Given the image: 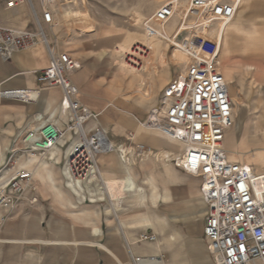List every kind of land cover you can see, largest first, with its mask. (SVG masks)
Listing matches in <instances>:
<instances>
[{"label":"built area","instance_id":"obj_1","mask_svg":"<svg viewBox=\"0 0 264 264\" xmlns=\"http://www.w3.org/2000/svg\"><path fill=\"white\" fill-rule=\"evenodd\" d=\"M53 1L38 0L41 15L33 0L7 1L8 9L23 3L30 5L35 31L5 26L0 18V56L10 60L16 53L44 43L50 63L38 72V82L49 88L59 87L63 94L59 118L43 123V116L39 115L36 120L40 125L21 135V147L12 150L0 167V212L12 211L24 201L38 202L33 172L15 170L16 156L22 153L44 156L60 146L67 135L74 145L67 153L64 174L76 195L88 194L86 185L101 182L100 155L118 152L122 161L130 165L134 159L153 154L143 144L115 146L99 122L100 114L79 99L80 90L71 79L80 69L79 60L69 52L58 53L45 33V25L51 29L55 26V14L50 7ZM240 1L190 0L189 10L206 14L209 22L229 24L238 13ZM178 6V0H169L143 23L147 39L168 41L164 28L176 16ZM183 31H178L177 39ZM184 47L183 52L189 56L185 69L163 89L159 104L150 109L144 125L180 144L182 153L164 158L200 181V196L205 205L203 237L212 263L264 264V173L231 160L226 149L227 133L236 125L235 103L220 71L218 56H203L192 46ZM91 121L96 125L87 130ZM6 221L7 216L0 215V225ZM140 238L150 243L158 241L155 234L143 233ZM130 255L132 264H144L145 257L131 251Z\"/></svg>","mask_w":264,"mask_h":264},{"label":"crops","instance_id":"obj_2","mask_svg":"<svg viewBox=\"0 0 264 264\" xmlns=\"http://www.w3.org/2000/svg\"><path fill=\"white\" fill-rule=\"evenodd\" d=\"M245 1L247 0H241L240 6ZM6 2L7 0H0V18L5 26L19 30H37L32 9L28 3L8 9L5 7ZM34 4L39 15H41L40 5L37 3V6L35 2ZM242 17L241 14L236 22L224 26L217 56H220L224 35L229 27H233L234 32H238V37L242 36L244 32L247 35L259 34V31L255 28L241 29L237 24L238 21L242 20ZM187 19L173 35L174 41L182 47L184 45L179 43L176 38L178 31L194 29L192 32L193 38L198 31L196 26H186ZM170 27L172 26L167 28L169 33L172 34L175 29L173 27L170 29ZM53 30L54 28L51 29L45 25L47 37ZM219 33L220 28L217 38ZM166 35L168 34L166 33ZM216 42L213 45L212 56L216 48ZM55 50L58 53L62 52L57 43ZM153 53L150 52L151 55ZM159 58L161 59V57ZM49 63L50 53L47 46L42 42L29 50L16 53L10 60H5L0 56V167L7 161L12 150L21 147V135L40 125V122L36 120L39 115L43 116V123L55 121L60 116L63 97L61 89L59 87L49 88L38 82V72L45 69ZM149 65L150 59L146 61L133 60L132 62L121 61L122 69L134 75V78H140L142 86L145 85L144 81H150L155 76L154 72L149 70ZM232 75V73L227 74L226 80L231 81ZM126 78V76L118 79L115 77L114 80L105 82L102 80L103 76L95 75L92 67L82 65L81 69L71 75L72 81L80 90L79 99L82 103L101 113L99 114L103 116L102 122L107 127V135L115 146L133 147L136 144H143L152 150L162 151L164 157L166 154L182 153L183 147L177 142L165 137L158 131L143 129L138 126L134 119V112L121 109H119L121 113L109 111L108 108L112 103L125 94L132 93L129 90L123 91ZM172 80L173 78L170 81H152L153 86L148 92L141 89L134 91L135 94L139 95L138 102L148 104L147 98L157 94L156 102L152 107L158 105L163 89ZM133 82L131 81L129 84ZM228 84L231 94L235 91V87L230 83ZM243 109L244 103L240 97H237L235 111L238 122L242 120ZM99 122L101 123L100 117ZM95 125V122H89L87 130L93 129ZM141 125L143 126V123ZM262 133L264 134V129L260 124L255 126L252 134L246 131L245 125L243 130L239 131V136L234 131L232 139L236 146H230L228 149L231 160L244 162L246 153L244 141L249 134L253 138H257ZM70 140L71 138L67 137L62 139L60 146L44 156L29 157V155L21 154L18 156L19 158H16L15 170L33 172L34 181L38 187L35 193L38 202L31 204L24 201L12 211L0 212V215L7 216V221L0 225V264H120L125 260V253L127 255L129 251L137 256H147L144 264H162V262L158 263L156 259L161 242L150 243L142 241L140 238L143 233L155 234V232L149 229L141 232L139 230L129 232L130 224L128 225L127 222L122 220L118 224L116 218L109 215L112 210L116 211L117 207L113 205L114 207L111 209L104 205L103 200L108 197L114 201L112 197L114 192L115 198H123L122 203L124 199L133 194L139 198L142 204H145L146 191L144 187L139 185L142 181L143 185L150 184L153 188L152 202L155 204L160 198L162 200L169 199L170 194H168V191L170 190L173 193L175 191L172 196L176 198L178 196L176 194L177 188H179L184 177L187 181L192 182L195 192L200 196L199 179L196 176L184 173L172 162L164 166L150 161L139 168L127 165L122 161L118 152H112L100 155L98 158L102 184H99V181L92 182L86 185L88 194L76 195L67 184L64 174L67 153L71 151L74 145V142H70ZM238 144L242 145L241 150H239ZM255 161L259 164V166L255 164L258 166L256 168L249 163L245 164L252 166L255 172L263 173L264 156L258 155ZM166 171L173 176V179L164 174ZM131 182L134 190L124 191V187L129 186ZM87 197L89 198L88 201ZM203 206L205 212L204 203ZM172 218L177 219L178 216L175 215ZM159 219L162 220L163 218ZM141 221L140 226L152 228L149 219H142ZM188 222V224L195 223L193 221ZM204 223L203 213L202 226L199 228L196 225L192 236L201 235L203 237ZM64 229L68 230V237L74 239L72 244L79 247L73 249L75 252L71 255V259L69 260L66 250H57L54 256L53 254H41V249L49 247L41 245L53 244V239L61 238L57 232ZM104 229L109 231L106 235ZM121 230L123 231L122 235ZM97 245H100L101 248ZM57 247L69 248L67 246ZM196 247V245L191 246L194 254H196ZM200 261H204V259H200ZM122 264L124 263L122 262Z\"/></svg>","mask_w":264,"mask_h":264},{"label":"rangeland","instance_id":"obj_3","mask_svg":"<svg viewBox=\"0 0 264 264\" xmlns=\"http://www.w3.org/2000/svg\"><path fill=\"white\" fill-rule=\"evenodd\" d=\"M33 1L37 5L38 0ZM167 1L169 0H54L50 4L56 15L54 30L48 35L50 43L52 45L57 43L62 52H69L79 60L82 66L92 67L95 75L103 76L102 80L105 82L112 81L115 77L118 79L126 76L123 91L129 90L132 93L125 94L112 103L108 109L117 113H121L119 109L134 112L137 125L143 129L146 128L141 123L146 121L147 112L156 102L158 95L154 94L147 98L148 104H140L138 102L139 95L135 94L134 91L141 89L148 92L153 86L152 81L174 79L177 74L185 69L189 60V56L183 52L185 48L174 41L173 35L176 30L183 26L189 16L186 26H196L197 35L193 38L194 29H186L180 34L177 41L186 47L192 46L200 55L207 57L212 55L213 45L219 38H217L219 28V36L222 31V22H209V17L206 14L197 10H189L190 0H179L176 16L164 28L168 34L166 38L169 42L160 39H147L143 31V23ZM241 14L242 20L238 21L237 25L244 30L255 28L259 34L247 35L244 32L242 36L238 37V32H234V28L229 27L224 35L220 56L217 58L220 61V71L225 78L227 74H233L231 81L227 82L235 87V91L231 92L235 109L237 97H240L244 103L241 122L236 120L235 127L227 133V150L230 146H236L232 139L234 131L239 136V131L243 130L244 125L250 134L257 124H260L264 129V0L245 1L240 6L233 22H236ZM168 26L175 29L172 34L169 33ZM142 46L147 47L149 51L143 50ZM151 51L154 52L153 55L150 54ZM217 53L216 47L213 56L217 57ZM148 59H150L149 70L154 72L155 76L150 81H144L145 85L143 86L140 78H134V75L127 73L121 67V61H146ZM131 81L134 82L129 84ZM91 109L95 111L92 107ZM95 112L100 113L99 111ZM102 117L101 115V124L107 128L102 122ZM250 134L244 141L246 153L242 163H249L256 168L259 164L256 163L255 158L258 155L264 156V134H260L257 138H253ZM67 138H71L70 135H67ZM242 145L238 144L239 150H241ZM161 152L153 150L152 155L142 159H134L130 165L140 168L150 161L164 166L171 164ZM22 154L30 155V153ZM20 155H17L16 158H19ZM35 155L40 157L39 154ZM164 174L173 179L169 172L166 171ZM99 184L102 183L99 182ZM139 185L144 187L146 191L145 204H142L136 195L131 194L124 199L116 211L112 210L109 215H113L118 224L120 220L130 224L129 232L137 230L141 232L146 229L154 231L158 237L157 242H161L156 257L158 263L212 264L206 239L201 235L192 236L196 225L199 228L202 226L204 213L203 203L199 194L195 192L192 182L187 181L184 177L179 188H177L176 194L178 196L176 198L172 196L175 191L173 193L170 190L168 191L169 199L162 200L160 198L155 204L152 202L154 193L150 184L143 185L140 181ZM86 199L89 200L88 197ZM103 203L111 209L114 207V201L108 197L104 198ZM175 215L178 216L177 219L172 218ZM142 219H149L152 228L140 226V223L143 222ZM188 221L195 223L188 224ZM67 231L64 229L57 232L61 238L53 239V244L41 245L49 246L41 249V254H53L54 256L57 250H66L70 260L71 255L75 252L73 249L79 247L72 244L74 239L68 237ZM108 232L107 229H104L105 235ZM122 232L121 230V235ZM125 232L127 231L125 230ZM192 245L197 246V255L193 253ZM97 247L101 248L100 245ZM200 259H204V261H200ZM122 262L132 264L130 251L127 255L125 253V260Z\"/></svg>","mask_w":264,"mask_h":264},{"label":"bare ground","instance_id":"obj_4","mask_svg":"<svg viewBox=\"0 0 264 264\" xmlns=\"http://www.w3.org/2000/svg\"><path fill=\"white\" fill-rule=\"evenodd\" d=\"M56 1V0H55ZM226 25V23H221V30H224V26ZM226 27V26H225ZM221 36H222V31H221V34H220V36H219V38H218V40H217V42H216V47H217V52L219 51V46L221 45ZM221 51V50H220ZM80 69H81V66H80ZM75 73V72H74ZM143 126L146 128V129H148L145 125H144V123H143ZM226 142H227V139H226V141H225V146H226ZM227 149V148H226ZM168 154H166V156H167ZM31 156H36V155H34V154H30L29 155V157H31ZM28 157V158H29ZM245 164V163H244ZM264 173V172H263ZM101 174V173H100ZM100 181H102V176L100 175ZM259 184V183H258ZM109 185H110V183H109ZM112 185H114V184H112ZM259 187L261 186V185H258ZM262 187V186H261ZM262 188H264V186L262 187ZM132 190H134V186L132 185V182H131V184L129 185V186H127L126 188L124 187V191H132ZM112 191V190H111ZM113 192V191H112ZM258 194H260V193H258ZM115 193L113 192V200H114V205H115V207H120L121 206V203H122V201H123V198H118V197H116L115 198Z\"/></svg>","mask_w":264,"mask_h":264}]
</instances>
